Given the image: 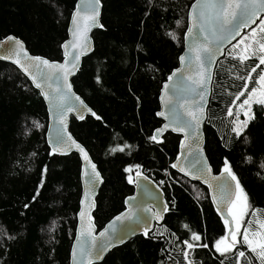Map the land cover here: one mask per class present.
Masks as SVG:
<instances>
[{
	"label": "trees",
	"instance_id": "obj_1",
	"mask_svg": "<svg viewBox=\"0 0 264 264\" xmlns=\"http://www.w3.org/2000/svg\"><path fill=\"white\" fill-rule=\"evenodd\" d=\"M193 1L100 0L102 29L94 32L92 55L83 60L72 82L95 116L70 121L74 140L87 150L103 180L92 220L100 231L126 209L135 173L157 186L164 181L158 187L167 206L164 220L150 234L113 249L100 264H258L240 241L224 254L216 250V241L227 230L208 191L170 167L180 137L166 133L158 141L152 139L161 125L155 116L160 86L178 65ZM76 2L0 0V41L13 36L31 55L60 63ZM248 38L245 45H251L252 54L258 39ZM231 47L212 70L204 153L216 175L227 161L246 194L247 211L240 221L246 229L256 215L264 214V110L252 105L246 127L236 135L233 105L242 102L241 92L254 89L260 64L256 54L240 63ZM46 109L19 70L0 62V264H69L81 164L75 154L50 155ZM193 234L200 239L193 240ZM188 243L194 247L189 249Z\"/></svg>",
	"mask_w": 264,
	"mask_h": 264
},
{
	"label": "water",
	"instance_id": "obj_2",
	"mask_svg": "<svg viewBox=\"0 0 264 264\" xmlns=\"http://www.w3.org/2000/svg\"><path fill=\"white\" fill-rule=\"evenodd\" d=\"M209 2L223 3L225 0H195L188 8L187 27L183 35L182 52L177 59L178 65L168 76L172 79L167 78L160 86L158 93L157 103L159 105L155 116L161 125L153 131L152 139L155 136L156 139L153 140L158 141L166 133L180 137L178 156L172 162L171 170L179 177L187 179L192 184H200L206 192L208 191L214 212L220 221L228 222L226 225L228 230L225 231L224 237H227L230 243L229 237L234 229L228 210L230 206H233L238 190L235 181L224 170L216 175L208 163L206 153H204L205 140L203 137L205 108L209 103L214 65L223 57L224 51L239 40L243 32L252 30L258 24V20L264 18V12H258L253 17L254 22L239 28V35H237L234 29L240 23L239 17L231 24L224 26L223 18L217 19V10L203 7ZM76 3L67 28V39L61 45L63 60L60 63L31 55L26 44L13 36L0 41V62L19 70L34 90L41 95L47 108L49 121L46 142L50 155L63 157L75 154L80 158L81 198L77 214L76 237L70 249L69 264H100L113 249H118L134 237L142 235L144 238L150 234L153 228L159 226L164 220L167 206L161 189L144 174L135 173L133 175L134 192L132 196L125 199L126 209L117 215L120 220H117L115 216L100 231H97L94 225L92 214L96 210L95 203L103 186V180L100 170L87 150L74 140L70 132V121L72 118L82 121L95 116L90 106L86 105L84 100L75 93L72 82L81 69L83 60L92 55L94 32L102 29L100 22L102 2L99 0L96 4L95 0H77ZM194 5H196L195 8ZM93 8L98 11L97 26H92L85 32L83 18L92 15ZM202 12L205 13L203 16ZM74 17L76 23H74ZM229 32L232 34L229 35ZM16 41L20 44L17 45ZM73 43L76 47H72ZM201 46H207L211 50L210 53L203 52ZM198 52L200 59H197ZM77 54L79 58L74 60ZM181 57L184 59L182 60ZM35 58L46 60L49 65H66L68 72L66 74L58 68L45 66ZM73 62L75 67H73ZM37 83L40 87L36 86ZM201 93L203 99H201ZM61 97H64L63 102H61ZM193 115L199 120L198 126L193 120ZM93 165L95 166L94 171ZM82 212H84L83 217ZM89 228L91 235L86 234ZM82 232L85 234L81 235ZM101 232H104L105 236L101 237ZM101 246H106V250L100 251Z\"/></svg>",
	"mask_w": 264,
	"mask_h": 264
},
{
	"label": "snow or ice",
	"instance_id": "obj_3",
	"mask_svg": "<svg viewBox=\"0 0 264 264\" xmlns=\"http://www.w3.org/2000/svg\"><path fill=\"white\" fill-rule=\"evenodd\" d=\"M95 3L98 4L99 0H95ZM193 7L195 8L196 5H194ZM203 7L205 9H209V10H217V19L219 20L222 17L224 26L231 24L234 20H236L239 17L240 23L237 24L236 28L234 29L236 34L239 35V28H241L243 26H246L250 22H254L253 21V17H255L258 12H264V0H225V2H223V3H212V2H209V3H206L205 5H203ZM78 14L79 13L77 12V15ZM204 14H205L204 12L201 13L202 16ZM97 16H98V11L95 8H93V14L83 18L85 20V32L90 30V28L92 26H97ZM74 23H76L75 17H74ZM260 24L264 25V20H261ZM261 30L264 31V28H262ZM190 31H191V29H190ZM222 31H223V27H222ZM231 34L232 33L229 32V35H231ZM74 37H75V33H74ZM173 38H175V37H173ZM222 38H224V37H222ZM9 39L11 40L12 38L10 37ZM205 39H207V37H205ZM243 39H247V38H243ZM241 42H243V41H241ZM15 43L17 45L20 44L19 41H16ZM72 47H76V44L73 43ZM201 47H202L203 52L210 53L211 50L207 46H201ZM233 47L235 48V47H237V45H234ZM250 48H251V45H246L245 46L246 50H248ZM259 49H260L261 52H264V44H260L259 45ZM252 55H255V51L254 50L252 51ZM78 58H79V54H77L74 57V60H76ZM233 58L235 59L237 57L234 56ZM238 58L240 60V63H244L250 57H249V55L240 54ZM258 58H259L260 64H264V55H261ZM35 59L39 63L44 64L45 66L58 68L59 70L65 72L66 74L68 72V68H67L66 65H59V66L49 65L48 61H46V60H41L40 58H35ZM181 59L183 60L184 58L181 57ZM197 59H200L199 52L197 54ZM17 63H18V61H17ZM73 67H75V63L74 62H73ZM257 67H259V65H257ZM252 71L253 72L256 71V68H253ZM201 75H203V74H201ZM173 76H175V73H173ZM250 78H251V73H249V76H248V79H250ZM65 79H66V76H65ZM169 79H172V77H169ZM258 83L264 84V75L260 76ZM36 86L40 87V84L37 83ZM245 88H247V85H245ZM69 90H70V86H69ZM254 92H255V89H253L252 92H250L248 94V99H245L243 101V103L240 105L241 109H243L245 105H249L250 104V101L252 100V93H254ZM240 95H244V92H241ZM239 98H240V96L236 97V99H239ZM60 99H61V102H63L64 97H61ZM201 99H203V94L202 93H201ZM257 102L264 103V101H257ZM69 110H71V109H69ZM158 114L162 115V113H158ZM245 114L247 115V113H245ZM229 115H232V110L231 109H229ZM238 116H239V111L237 112V117ZM81 118H83V117H81ZM193 120H195L197 122V126H198L199 120H198V118L195 115H193ZM246 125H247V120H245L243 122V124H237V126L235 128H233V131L236 133L237 136H239L241 134V132L243 131V128L246 127ZM37 126H39V125H37ZM189 126H191V125H189ZM180 130H182V129H180ZM153 139H156V137L154 136ZM81 151H83V150L81 149ZM173 167H176V165H173ZM94 170H95V166L93 165V171ZM224 171L229 176H231L233 180H236V177H235V175L232 174L231 169H230L227 161H225ZM137 175H139V173H137ZM97 178H98V174H97ZM129 182L131 183V178L129 179ZM236 187H237V190H238L237 191V200L243 202L244 210L246 212L247 211V196L244 193L243 189L240 188V185H239L238 181H237ZM253 215H255V213H253ZM81 216L82 217L84 216V212L81 213ZM116 219L120 220V217H117ZM234 220L236 222H238V218L234 217ZM227 223L228 222L226 221V225H227ZM260 227L264 228V222L260 223ZM238 231H239V229H236V231H233L231 233L232 240H231L230 243L227 241V237H223L220 240L216 241V250L218 252H221V254H224L225 252L231 251L232 247H234L235 244H236L235 237H236ZM84 234H85L84 232L81 233V235H84ZM86 234L91 235V229L90 228L87 230ZM253 235L254 236L255 235H259V233H253ZM100 236L101 237L105 236V233L101 232ZM79 238L80 237H78V239ZM93 239H95V238H93ZM192 239L193 240H199L200 237L195 235V234H193ZM244 241L249 245V248L251 249V251L256 253L258 258H260L262 261H264V242H259L257 244V246L254 247L253 246V241L249 239L248 229L244 230ZM222 244L225 245L223 248H221ZM204 246L206 247V245H204ZM187 247L189 249H191V248L194 247V245L192 243H188ZM257 247L260 249V251H257ZM104 250H106V246H101L100 247V251H104ZM240 255L243 256L244 253L241 252Z\"/></svg>",
	"mask_w": 264,
	"mask_h": 264
},
{
	"label": "rangeland",
	"instance_id": "obj_4",
	"mask_svg": "<svg viewBox=\"0 0 264 264\" xmlns=\"http://www.w3.org/2000/svg\"><path fill=\"white\" fill-rule=\"evenodd\" d=\"M261 20H264V18L262 17ZM260 20V21H261ZM264 28V25H261L260 23L255 25L251 31V33L248 34V37H251V40L252 39H258V42H257V45H256V48L258 49L256 52H255V58L259 61V56L261 55H264V52H261L260 49H259V45L260 44H264V31H262L261 29ZM260 36V37H259ZM246 37L247 39H243L245 37H242L239 39V41H237V43L235 45H237V47H231V50L234 49V52L236 53V57H239L240 54H245V55H252L251 54V48L246 50L245 49V41L249 40V38ZM243 40V42H241ZM256 43V41H253ZM239 60V58H238ZM259 64H260V61H259ZM259 73L260 75L257 77V81H256V84H255V92L252 93V100L250 101V104L249 105H245L243 109L240 108V105L243 103V101L245 99H248V94L250 92H252L253 89H251L249 92L247 93H244L243 95V98H242V102H239L238 104L235 103L233 106H234V112H235V118H236V126L237 124H243V122L245 120H248V118L250 117L251 115V112H250V108L252 105H255V104H260L262 107H263V110H264V103H260V102H257V101H264V84L262 83H258L259 81V78L261 75H264V64H260V70H259ZM239 111V116L237 117V112ZM247 113V115L245 114ZM160 186H163V185H160ZM233 206H230L229 210H228V214L229 216H231V220L233 221V229L234 231H236V229H239L235 239H236V242L237 241H240L246 248L247 250H251L249 248V245L244 241V228L242 229L241 228V225H240V221H241V218H243V213H244V204L242 201H238L237 200V195H236V198H235V201L233 202ZM234 217L238 218V222H236L234 220ZM254 219V222L253 223H250L248 224V226L246 227V229H248V233H249V239L253 241V246L256 247L257 244L259 242H264V228H261L260 227V223L264 222V214H259L258 216L256 215ZM225 223V222H224ZM225 229H227V226H226V223H225ZM253 233H259V235H253ZM229 240L231 241L232 240V236L230 235L229 237ZM225 245H221V248H223ZM257 251H260V249L257 247ZM253 252V251H252ZM254 253V252H253ZM255 255V259L257 258V262L258 264H264V261H262L260 258H258L257 254L254 253Z\"/></svg>",
	"mask_w": 264,
	"mask_h": 264
},
{
	"label": "built area",
	"instance_id": "obj_5",
	"mask_svg": "<svg viewBox=\"0 0 264 264\" xmlns=\"http://www.w3.org/2000/svg\"><path fill=\"white\" fill-rule=\"evenodd\" d=\"M163 177H165V179H167V174L164 172L163 173ZM164 181H162V180H159V182H158V185H162V183H163Z\"/></svg>",
	"mask_w": 264,
	"mask_h": 264
},
{
	"label": "flooded vegetation",
	"instance_id": "obj_6",
	"mask_svg": "<svg viewBox=\"0 0 264 264\" xmlns=\"http://www.w3.org/2000/svg\"><path fill=\"white\" fill-rule=\"evenodd\" d=\"M132 182H133V177H132ZM134 183V182H133Z\"/></svg>",
	"mask_w": 264,
	"mask_h": 264
}]
</instances>
